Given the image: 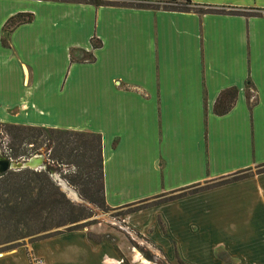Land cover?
<instances>
[{"label": "crops", "instance_id": "0c3cea01", "mask_svg": "<svg viewBox=\"0 0 264 264\" xmlns=\"http://www.w3.org/2000/svg\"><path fill=\"white\" fill-rule=\"evenodd\" d=\"M190 2L243 15L0 0V38L8 18L31 15L0 44V124L98 135L113 211L264 165V0ZM229 88L233 105L214 115ZM120 222L33 241L0 264H158L133 239L168 264H264V173Z\"/></svg>", "mask_w": 264, "mask_h": 264}, {"label": "trees", "instance_id": "16d2710c", "mask_svg": "<svg viewBox=\"0 0 264 264\" xmlns=\"http://www.w3.org/2000/svg\"><path fill=\"white\" fill-rule=\"evenodd\" d=\"M55 2H73L89 4L93 7H129L137 9L160 10L168 12L194 13L197 15H243L229 9H214L197 5L190 0H156V1H120V0H50ZM247 16V15H244ZM31 21L29 14H16L8 18L1 28L3 37L0 38L2 47H7V35L14 28ZM99 44L91 41V48ZM87 55L84 61H90ZM246 82L245 86L248 87ZM236 90L226 89L220 92L213 104L212 112L216 116L226 114L234 103ZM245 99L249 100V93L245 92ZM6 142V157L11 161L26 159L43 148L44 170L5 171L0 174V246L13 247L16 241L35 236L33 241L41 240L62 232L79 229L77 223L88 219V215L81 207L72 205L51 181L48 172H57L60 166L69 171L62 176L63 181L73 187L78 196L94 205L100 211H113L103 202L102 167L99 136L95 134L73 132L66 130L41 129L14 125H1ZM9 152V155H8ZM255 174L264 173V165L256 168ZM245 171L218 179L214 184L197 189L189 187L169 193L163 200L145 205L147 201L157 200L161 196L147 201H140L143 207L127 210L133 213L151 206L194 194L209 188L222 186L244 178ZM132 205L126 206V208ZM65 227L61 232L51 230ZM108 240V239H107ZM32 241V242H33ZM15 243V244H14ZM9 248L13 250L15 248ZM3 250V251H9ZM177 264H182L177 260Z\"/></svg>", "mask_w": 264, "mask_h": 264}, {"label": "rangeland", "instance_id": "374dc122", "mask_svg": "<svg viewBox=\"0 0 264 264\" xmlns=\"http://www.w3.org/2000/svg\"><path fill=\"white\" fill-rule=\"evenodd\" d=\"M248 13H246L245 11H244V13H246V14H251L250 12L251 11H247ZM247 88V92L249 93V95L251 94V91H250V89H249V87H246ZM250 96H252V94L250 95ZM41 129H48V128H41ZM55 130H57V129H55ZM0 132H2L3 133V129L0 127ZM1 137L2 136H0V157L2 158V157H6V154H7V151H4L3 150V148H2V139H1ZM7 140V139H6ZM4 142V141H3ZM8 155H9V152H8ZM33 156H37V157H40V159H41V161H42V163L43 162H45V159H44V153H43V148H40V149H38L37 150V152L34 154V155H32V156H30V157H33ZM30 157H28V158H30ZM28 158H26V159H28ZM16 161H18V160H16ZM12 162H15V161H12ZM44 166V165H43ZM29 170V169H28ZM16 171V170H15ZM18 171V170H17ZM31 171H40V170H38V169H36V170H31ZM67 171H69L67 168H65L64 166H60L59 168H58V170H57V172H53V171H50V172H48V175L50 176V175H52V176H50V179H51V181L55 184V186L57 185L56 184V181L58 182V181H60V182H62L63 184H64V186L65 187H67V189H66V192L67 193H62L64 196H65V198L72 204V205H75V206H78V207H81L82 209H83V212L86 214V215H88V219H86V220H83V221H80V222H78L77 224L78 225H81L80 227H78L79 229L80 228H86V227H99L100 229L101 228H104V227H106V228H109V229H114V230H117V227L116 226H118V225H120L119 227L121 228V229H123V227H121V222H120V220L122 219V217L124 216V215H126L127 214V210H129V209H135V208H137V207H143V205H141V204H138V205H132L131 207H129V208H126V207H124V208H121L120 210H117V211H108V210H106V211H100L98 208H96L94 205H92V204H90V203H88V202H86V201H84V200H82L79 196H78V194H77V192L75 191V189L73 188V187H71V186H69V185H67L64 181H63V179H62V176L63 175H65L66 173H67ZM256 168L255 169H251V170H247V171H245V173H243V174H247L248 176L249 175H251V174H255L256 173ZM54 180V181H53ZM216 181H212V182H205V183H202L201 185H196L195 186V188H197V189H200V188H203V187H205V186H209V185H212V184H214ZM59 190V189H58ZM167 197V195H163V196H161L159 199H157V200H150V201H147L146 203H145V205H149V204H153V203H155L156 201H158V200H163V199H165ZM151 207H153V206H151ZM149 208V207H148ZM64 228L65 227H62V228H59V229H55V230H51L50 232H61V231H63L64 230ZM2 236H3V234H0V240H2L3 238H2ZM35 236H33V237H26V238H23V239H20V240H18V241H16L14 244V246L12 247V248H15V247H26L28 244H30L35 238H34ZM105 237H107V238H105ZM109 236L108 235H103V236H101V238L100 239H103V240H105V239H108L109 240ZM99 239V238H98ZM134 240V242H135V244H133L134 245V248L138 251V252H142V253H144V254H146V256H148L149 258H153L155 261H157L158 262V264H168L167 263V261H165V260H161L160 259V256H159V254H157V253H154L153 251H150V249H148V248H146V246H143V245H141V244H139V243H137L138 241L136 240V239H133ZM132 244V243H131ZM6 245H1L0 246V255L2 254V253H4L5 251H3V250H9V248H11V247H5ZM152 254V255H151ZM33 259L30 257L29 258V261L31 262ZM177 258H175V261L172 263V264H177Z\"/></svg>", "mask_w": 264, "mask_h": 264}, {"label": "water", "instance_id": "95a60500", "mask_svg": "<svg viewBox=\"0 0 264 264\" xmlns=\"http://www.w3.org/2000/svg\"><path fill=\"white\" fill-rule=\"evenodd\" d=\"M34 161H38V165H35L36 163H33ZM23 169H29V170H44V166L43 163L40 159V157L37 156H33L30 157L28 159H20L18 161L15 162H8L5 159L1 158V162H0V174L5 172V171H17V170H23ZM52 176V175H50ZM49 176V177H50ZM54 181V180H53ZM56 187L59 189V191L61 193H65L62 185L64 186V184L59 183L56 181Z\"/></svg>", "mask_w": 264, "mask_h": 264}, {"label": "built area", "instance_id": "2783aa9c", "mask_svg": "<svg viewBox=\"0 0 264 264\" xmlns=\"http://www.w3.org/2000/svg\"><path fill=\"white\" fill-rule=\"evenodd\" d=\"M0 136H2L1 137V139H2V148H3L4 151H6V142H7L6 137H5V135L2 132H0ZM2 159H5L8 162H12L11 160H9V159H7L5 157H2ZM29 264H42V262L39 259H33L31 262L29 261Z\"/></svg>", "mask_w": 264, "mask_h": 264}, {"label": "bare ground", "instance_id": "6f19581e", "mask_svg": "<svg viewBox=\"0 0 264 264\" xmlns=\"http://www.w3.org/2000/svg\"><path fill=\"white\" fill-rule=\"evenodd\" d=\"M0 162H1V157H0ZM37 162H38V161H34L33 163H36L35 165H38ZM58 182L61 183V185H62V182H60V181H58ZM62 188H63L64 192L67 193V192H66L67 187H65V186L62 185Z\"/></svg>", "mask_w": 264, "mask_h": 264}]
</instances>
